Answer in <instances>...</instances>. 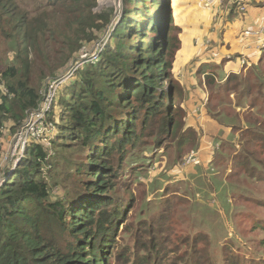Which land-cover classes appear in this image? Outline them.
Instances as JSON below:
<instances>
[{
  "label": "trees",
  "instance_id": "obj_1",
  "mask_svg": "<svg viewBox=\"0 0 264 264\" xmlns=\"http://www.w3.org/2000/svg\"><path fill=\"white\" fill-rule=\"evenodd\" d=\"M123 4L124 13L113 23L100 59L77 69V78L67 85L69 97L59 100L63 112L50 143L57 149L56 160H50L49 148L33 139L0 185V264H110L114 233L123 215V205L119 207L112 196L122 160L140 153L150 134L153 146L172 143L178 154L184 145L193 149L199 143L196 132L184 128V108L171 99L180 95L181 88L172 71L180 42L169 0H124ZM248 4L242 12L228 5L227 14L262 6L255 0ZM95 6L96 0H0V134L5 128L21 127L41 102L40 88L55 80L72 59L77 60L79 47L106 33L110 14L94 12ZM159 22L165 24L164 32ZM261 57L253 64L251 76L231 73L226 84L236 80L245 92L249 79L255 77L256 93L264 100ZM215 76L205 74L212 93ZM167 78L163 91L160 79ZM207 111L221 123L219 111L210 106ZM258 114L264 117L263 112ZM245 118V124L235 128L264 134V118L256 119L251 113ZM235 139L242 142L241 134ZM240 153L247 157L243 146ZM73 154L78 159H72ZM115 155L118 159L113 164ZM60 161L67 163L66 172ZM52 167L60 174L57 181L50 180ZM57 183L62 194L53 195ZM166 201L157 221L136 226L135 245H141V251L135 246L124 248L125 264H163L158 260L264 264L260 253L252 252L249 260L226 253L235 238L218 246L219 257L212 252L217 257L212 259L206 233L181 234L162 221L171 213ZM163 241L171 247L161 245Z\"/></svg>",
  "mask_w": 264,
  "mask_h": 264
},
{
  "label": "rangeland",
  "instance_id": "obj_2",
  "mask_svg": "<svg viewBox=\"0 0 264 264\" xmlns=\"http://www.w3.org/2000/svg\"><path fill=\"white\" fill-rule=\"evenodd\" d=\"M255 1L261 4L264 2V0ZM123 2L124 0H96L93 11L99 14L103 13L106 16L109 13L111 18L106 33L100 34L101 37H109L115 25L113 23H118L121 19L124 13ZM169 2L171 7L170 16L172 15L173 22L178 25L179 41L182 40V46L176 52L172 70L183 87V92L181 91L179 96L178 94L172 95L171 99L175 104L178 102V105H181L182 101L184 114L181 121L185 122V129L196 132L199 143L193 149H190L192 145H184L181 149L182 152L178 154L174 148L175 144L172 143L153 146L154 136L150 134L144 139L140 153L134 155L130 160H122L118 170L119 173L114 177L115 187L112 196L119 207L123 205V215L118 222V229L114 233L116 242L112 245L111 253L113 252V255L110 254L109 263L125 264L124 257L128 254L123 250L124 248L135 246L139 252L141 251V245H135L134 232L136 226L143 223L147 225L151 219L157 221L158 213L167 206L166 200H168L170 206L168 211L171 213L165 215L162 221L166 226L173 224L175 231L181 234H196L200 231L206 233L211 242V246L209 245L208 248L212 259L213 257L217 258L213 256L212 252H215L219 257L218 246L229 243L234 238L235 241L229 243L232 248L225 249L226 253L234 254L241 260L252 258L250 257L252 252L255 254L260 253L258 256L264 258V230H262L264 228L262 227L264 225V140H261L264 134H259L256 131L252 135L249 133V129L245 133L246 129L239 126L235 128L238 123L245 124V116L248 113L259 120L264 118L258 114L259 112L264 113L263 97L261 98L256 93L257 89H255L258 81L256 82L255 77L249 79L245 92L242 91V87L238 85L239 83L236 80L231 82L228 80L229 82L226 84L225 81L228 76L222 77L221 80L218 78L217 83L214 84L213 89L215 90L213 93L207 85L208 91L205 93L208 97L210 94V97L206 108L210 106L214 111H219L221 123L215 119L206 118V124L200 126L199 120H197L198 123L195 121V109L190 110L192 100L189 99V92L194 93L197 99H200L203 96V89L199 83L196 84L197 82L194 83L192 88L189 83V76L182 75L183 67L189 65V68H196L197 64L191 61L194 58H200L203 54H208L210 57L203 56L204 60L202 61L207 63V66H210L211 63L217 64L220 71H225L224 63L228 66H235L238 58L234 54H227L229 52L228 48L234 39L242 38L241 34L240 37L235 32L239 28L238 21L243 23L246 21L249 24L252 17H246L247 13L240 14L237 11V14L234 13L235 11H231L229 14L226 13L223 21L220 22V24L222 22L226 23V26L220 31L213 28L216 22L212 24L214 21L213 18L211 19L210 11L200 12L202 9L199 8L195 0H169ZM158 24L162 29L161 32H164L165 24L161 22ZM210 32L214 34L210 35ZM226 34L229 36H226ZM208 35L210 38H217L214 44L207 43L209 40ZM213 40L215 39L213 38ZM82 47H79V53L75 54V58L80 56ZM100 47L101 43L88 47L86 53L80 56V58H86L84 59L85 62L80 63L77 69L95 64L98 61L96 58L100 54L98 53ZM235 48L234 46L233 49L236 50ZM263 49L264 47L261 50ZM222 54L231 56V58L222 57L225 60H216L215 57L217 55L222 56ZM259 57H261L259 66L263 70L264 50L254 58L252 64L248 62L250 65H245L246 67L244 66L241 72H237L238 76L241 74L251 76L253 74L252 66L257 63ZM91 59L94 60L91 61ZM180 64L183 67L180 68ZM75 65L76 63L72 59L60 73L56 74V79L60 80ZM76 70L66 81L57 84L55 89L41 87L39 90L42 97L40 105L48 103L46 100L48 95L52 96V100L45 119L39 126L41 135L40 137L39 135L36 136L39 137L36 142L49 148L50 157H53L50 160L53 162L57 157L55 152L57 149L54 148L53 150L50 143L55 136L57 125L60 123V114L63 112L59 100L62 97H69L67 85L77 78L79 70ZM207 70L209 69L203 71L202 77L210 72ZM212 73L217 74L216 71ZM51 78L52 76L47 77L45 82ZM160 80H162L163 91H166L168 78ZM251 93L252 95L249 96L248 94ZM253 102L254 104L250 106ZM188 111L191 114L190 117H186ZM174 112H178L177 107H174ZM19 129L20 127L10 131L5 128L0 134V178L3 176L4 180L15 168V159L19 157L21 159L27 148L25 145H21ZM239 134H241L242 142L235 139ZM205 136L209 138H206L205 143L202 144V137L205 138ZM242 146L247 151V157L244 159V155L240 153ZM206 147L210 150L206 151L204 149ZM196 151H200L198 155L194 153ZM191 153L195 154L200 161L199 164L192 165L194 163L188 159L192 155ZM186 157L187 165L185 164ZM72 159H78V155L73 154ZM82 159L86 160V158ZM117 159L118 156L115 155L111 162L114 164ZM60 164L63 171L66 172L67 163L60 161ZM49 166L47 164L48 168ZM255 166L257 169L253 173L250 169H254ZM54 170L55 168L52 167L50 180L57 181L56 179L60 177V174H56ZM96 172L92 171L93 181H96L94 178ZM70 185L72 186L73 182H70ZM52 194H62L60 183L55 184ZM257 220L259 223H256ZM161 245L171 247V243H165L164 241ZM159 261L168 264L163 260L157 262Z\"/></svg>",
  "mask_w": 264,
  "mask_h": 264
},
{
  "label": "crops",
  "instance_id": "obj_3",
  "mask_svg": "<svg viewBox=\"0 0 264 264\" xmlns=\"http://www.w3.org/2000/svg\"><path fill=\"white\" fill-rule=\"evenodd\" d=\"M195 2L199 6V8L202 9V10H200V12L201 11H204V12L210 11L211 19L213 18V21H214L212 24H215V22H216V24L213 26V28H216L217 30H220V31L225 28L226 23L222 22V24H220V22H221V20L223 21L226 13H228V10L226 9L225 5L230 3V0H214V3L212 5H210V6H205L199 0H195ZM187 6H189V4H187ZM215 14H223V15H222L221 18L215 19ZM247 14L248 15H246V17H248V16L252 17L251 18V22L249 24H247L246 21H245V23H243L241 21H238L239 28L235 32L239 36L241 34L242 38L233 40V43L228 48L229 52L227 54H234V56H238V55H240V53H243L247 57L249 62L252 64V62L254 61V58L258 54H260L261 51L264 50V49L261 50L263 48V47H261V43L263 42L264 32H260V33L258 32L259 31V25L262 22V20L264 19V2L262 4V6H255V7L249 8ZM258 16H260V17H258ZM236 20H238V18H236ZM226 21H227V17H226ZM174 25H176L178 27L177 23H175V22H174ZM246 31H249V33H246ZM213 34H214L213 32H210V35H213ZM179 35H180V33H179ZM226 36H229V35L226 34ZM207 37H209V40L207 41V43H210V44H214L216 39H217L216 37H211L210 38L209 35ZM213 38L215 40H213ZM181 41L182 40L179 41L180 44H179V48L177 49V51L182 46V42ZM234 46L236 47L235 48L236 50L233 49ZM203 56L204 57L205 56L206 57H210L208 54H203L200 58H194L193 61H191L192 63L195 62V64H197L196 68H192V67L189 68V65L183 67L182 64H180V66H179L180 68L183 67V69H184L182 71V73H183L182 75L189 76V78H190V82L189 83H190V86L192 88L194 87V83L197 82L196 84L199 83L200 87L203 89V96L201 97L202 99L201 98L197 99V97L195 96L194 93L189 92L186 89V91L189 92V94H190L189 95L190 96L189 99L192 100V102H191L192 106H191L190 110H194L195 109L194 110L195 121H196V123H198L197 120H199L200 126H203L204 124H206V121H207L206 118L214 119L208 113L207 108H206L207 103L209 102L208 98L210 97V94H209V97H208V95H206V93H205L206 91H208V87H207V84H206V81H205V75H204V77H202L203 76L202 73L205 72V69H209L207 71H210V72H215V71L217 72V74L215 73L216 76L214 77L215 78V83H217L218 78H220V80H221L222 77H224V76L227 77L229 75V73H236L237 74V72H241L243 70L241 68L240 62L238 60L235 66H231V65L228 66V65H226L224 63L223 67L225 68V71L224 72L220 71L219 70L220 68H219V66L217 64L214 65L213 63H211L210 66H207V63H204V61H202V60H204ZM222 57H226V59H230V58H228V56H226V55L224 56L223 54H222V56L217 55V57H215V58H216V60L220 59V61H223V59L225 60V58H222ZM175 58H176V54H175ZM231 60H229V61H231ZM174 61H175V59H174ZM173 66H174V62H173ZM202 67H203V69H202ZM173 75H174L176 81L178 82V84H179V86L181 88V91L183 92V87L181 85V81L175 76L174 72H173ZM193 79H194V82L192 83ZM196 99H197V101H196ZM189 102H190V100H189ZM181 105L183 107V103H181ZM189 111L186 112V117H190L191 116ZM201 128L204 131L203 127H201ZM206 138H209V137H207V136H205V138L202 137V141H201L202 144L205 143ZM204 149L206 151L210 150V149H208V147H206ZM201 152H202V150H201Z\"/></svg>",
  "mask_w": 264,
  "mask_h": 264
},
{
  "label": "built area",
  "instance_id": "obj_4",
  "mask_svg": "<svg viewBox=\"0 0 264 264\" xmlns=\"http://www.w3.org/2000/svg\"><path fill=\"white\" fill-rule=\"evenodd\" d=\"M201 3H203L205 6H210L214 3V0H199ZM251 1V0H230V3L226 4L225 7L227 9V5H231L234 7V9L238 10V11H244V8L248 5V2ZM247 4V5H245ZM223 14H215V19H219L222 17ZM259 33L260 32H264V19L262 20V22L260 23L259 25ZM246 33H249V31H246ZM103 39H105V41H103ZM107 40H108V37L107 38H104V37H101L99 38L98 40H96L95 42H93L92 44L90 45H84L81 49V54L83 53H86V49L90 46H93L97 43H101V47L99 48L100 53L99 56L101 55L102 53V50L103 48L105 47L106 43H107ZM261 47H264V38H263V42L261 43ZM96 52V54H98ZM80 54V56H81ZM80 56L77 58V60L75 61L76 65L73 67H71L66 73L65 75L60 79V80H51L48 82V85L46 86V88H50V89H55L56 88V85L59 84V83H63L64 81L67 80V78L71 77L73 75V73L75 72V70L77 69V67H79V64L85 62L84 59H86L85 57L84 58H80ZM99 56L96 58L98 60ZM228 58H231V56H228ZM239 62H240V66L241 68H244V66H248L250 65L249 60L247 59V57L243 54V53H240V55L237 56ZM94 60V59H91V61ZM245 66V67H246ZM45 90V89H44ZM47 99V104L44 103L42 105L41 102H42V99H41V102L40 104L38 105V107L34 110H32L31 112H29V118L27 119V116L23 122V125L20 127V129L18 131L19 132V138L21 140V145H25L27 147V145L31 142V140L33 139H38L41 135V131L39 129V126L42 124V122L44 121L45 119V115L47 114L48 112V109H49V106H50V103H51V100H52V96L50 97L49 95L46 97ZM27 120V121H26ZM26 121V122H25ZM25 123V124H24ZM22 128V129H21ZM17 131V132H18ZM39 137H36L38 136ZM200 151H196L194 153H199ZM194 153H191L192 155H188V159L190 160V162L194 163L192 165H197L200 163V161L196 158L195 154ZM187 157L185 158V164L187 165V162H186V159ZM20 160V157L19 158H16L15 161V165L18 164ZM5 176V173L3 174ZM4 182V178L3 176H1L0 178V185Z\"/></svg>",
  "mask_w": 264,
  "mask_h": 264
},
{
  "label": "water",
  "instance_id": "obj_5",
  "mask_svg": "<svg viewBox=\"0 0 264 264\" xmlns=\"http://www.w3.org/2000/svg\"><path fill=\"white\" fill-rule=\"evenodd\" d=\"M96 171H94V173H95Z\"/></svg>",
  "mask_w": 264,
  "mask_h": 264
}]
</instances>
